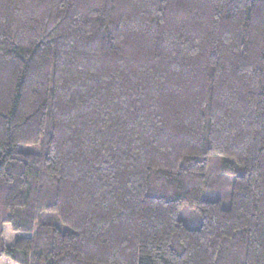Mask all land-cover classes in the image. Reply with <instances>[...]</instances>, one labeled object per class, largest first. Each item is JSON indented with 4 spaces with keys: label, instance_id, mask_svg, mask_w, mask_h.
<instances>
[{
    "label": "trees",
    "instance_id": "1",
    "mask_svg": "<svg viewBox=\"0 0 264 264\" xmlns=\"http://www.w3.org/2000/svg\"><path fill=\"white\" fill-rule=\"evenodd\" d=\"M2 258L264 264V0H0Z\"/></svg>",
    "mask_w": 264,
    "mask_h": 264
},
{
    "label": "rangeland",
    "instance_id": "2",
    "mask_svg": "<svg viewBox=\"0 0 264 264\" xmlns=\"http://www.w3.org/2000/svg\"><path fill=\"white\" fill-rule=\"evenodd\" d=\"M235 172L230 169L228 164L221 157H214L210 160L209 180L211 181L210 188L206 192L205 198L210 200L221 201L224 208H229L231 205V194ZM182 220L191 228L196 229L201 224V219L197 210L186 208L182 212ZM19 235L14 234L9 225L5 227V242L12 244ZM0 264H15L8 258H2Z\"/></svg>",
    "mask_w": 264,
    "mask_h": 264
}]
</instances>
